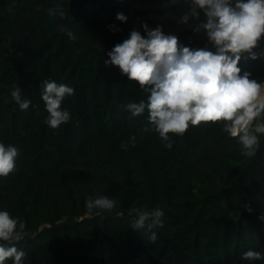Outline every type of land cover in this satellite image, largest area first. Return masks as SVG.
Masks as SVG:
<instances>
[{"label":"trees","instance_id":"16d2710c","mask_svg":"<svg viewBox=\"0 0 264 264\" xmlns=\"http://www.w3.org/2000/svg\"><path fill=\"white\" fill-rule=\"evenodd\" d=\"M99 1L0 0V143L18 149L16 170L0 177V211L26 224L9 244L27 252L24 264H264L242 259L249 250L264 257V135L248 158L223 123L170 133L168 148L147 110L130 119L126 104L147 103L150 93L104 61L130 37L132 22L172 2L107 0L115 7L101 6L102 18L87 9ZM55 8L65 9L80 37L65 35L60 50ZM167 11L187 14V25L205 22L184 0ZM180 45L216 50L204 29L199 41ZM254 51L257 59L238 66L264 82V37ZM44 80L74 89L61 105L70 121L57 129L45 122ZM13 85L31 101L27 110L12 98ZM101 195L116 207L88 213L86 199ZM132 208L164 212L155 242L132 229Z\"/></svg>","mask_w":264,"mask_h":264},{"label":"clouds","instance_id":"9594fccd","mask_svg":"<svg viewBox=\"0 0 264 264\" xmlns=\"http://www.w3.org/2000/svg\"><path fill=\"white\" fill-rule=\"evenodd\" d=\"M191 4L193 15L198 9L205 14V22L195 31L206 30L215 52L182 47L175 35H165L160 27L149 30L145 24L147 38L131 31L128 39L108 52L109 59L104 63L118 67L129 80L149 91L147 103L129 102L125 108L130 119L147 110L149 123L166 142L165 147L172 146L170 133L183 135L190 125L223 123L222 131L236 139L242 155L252 158L260 148L259 135H264V82L250 79L248 72L241 74L238 65L242 58L257 59L254 49L264 37V0H191ZM116 18L127 20L122 13ZM188 18L184 15L182 22ZM40 88L49 114L46 124L57 129L68 123L70 113L61 105L66 96L74 95V89L54 80H44ZM11 96L22 111L29 108L31 101L22 98L17 85H13ZM127 147L121 144V148ZM17 156L16 147L0 143V177L16 170ZM85 207L88 213L94 209L111 211L116 201L105 195L88 197ZM129 215L133 216L132 229L155 242L154 229L164 226V212L160 208H132ZM25 227L23 220L0 211V264L8 260L24 264L27 252L9 242L21 240ZM242 259L257 261L264 257L259 251L249 250Z\"/></svg>","mask_w":264,"mask_h":264},{"label":"rangeland","instance_id":"374dc122","mask_svg":"<svg viewBox=\"0 0 264 264\" xmlns=\"http://www.w3.org/2000/svg\"><path fill=\"white\" fill-rule=\"evenodd\" d=\"M186 7H190L192 10L193 5L191 0H184ZM172 3H165L162 7L165 13H154L145 17L140 18L137 21L132 22L133 30L139 31L142 36L147 38V32L143 25H147L149 30H154L160 27L165 35H175L178 38L179 43L182 42H194L199 41L202 36L203 29L199 32L195 29L200 25H187L186 22H182V17H177L170 11H167ZM192 13V11H190ZM209 46H214L209 41Z\"/></svg>","mask_w":264,"mask_h":264},{"label":"water","instance_id":"95a60500","mask_svg":"<svg viewBox=\"0 0 264 264\" xmlns=\"http://www.w3.org/2000/svg\"><path fill=\"white\" fill-rule=\"evenodd\" d=\"M107 6L109 8L115 7L114 3H110L107 0H102L96 3H90L87 6V9L91 12H96L97 14L101 15L102 18H105L104 13L101 11V6ZM52 20L56 27L57 34L59 37V45L58 49L60 50L63 46L64 36H68L69 38L73 39L74 41L78 42L80 37L76 30L72 27L70 21L66 16V11L63 8H55L52 11Z\"/></svg>","mask_w":264,"mask_h":264}]
</instances>
